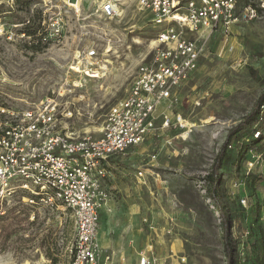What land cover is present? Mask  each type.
Masks as SVG:
<instances>
[{"label": "rangeland", "instance_id": "obj_1", "mask_svg": "<svg viewBox=\"0 0 264 264\" xmlns=\"http://www.w3.org/2000/svg\"><path fill=\"white\" fill-rule=\"evenodd\" d=\"M15 1L0 0V107L21 113L54 99L63 131L99 137L109 109L127 96L138 65L150 59L160 28L139 10L138 0H118L121 15L114 19L100 16L101 0H29L28 10L22 5L27 0L19 6ZM236 1L239 11L250 4ZM38 14L46 32L41 44L22 34L26 20L33 23ZM186 36L197 41L199 64L177 89V102L159 109L170 114L168 127L161 128L158 118L152 136L129 150L104 181L110 212L100 214L97 242L114 261L123 254L127 264H137L146 254L160 264H225L222 223L201 191L228 132L264 93V16L228 33ZM93 47L107 55L106 75L86 79L72 73L77 55ZM175 114L186 120L187 130L174 126ZM247 138L240 134L237 150L262 155L252 170L248 150L221 170L220 203L237 264H253L256 236L264 231V147ZM139 171L143 178L137 179ZM19 194L0 216V231H17L9 240L0 237V264H69L71 213L16 205Z\"/></svg>", "mask_w": 264, "mask_h": 264}, {"label": "built area", "instance_id": "obj_2", "mask_svg": "<svg viewBox=\"0 0 264 264\" xmlns=\"http://www.w3.org/2000/svg\"><path fill=\"white\" fill-rule=\"evenodd\" d=\"M137 5L160 28L154 51L138 65L127 96L109 109L99 137H75L63 131L54 99L21 113L0 107V216L16 193H20L16 205L69 211L75 231L69 264H112L97 242L100 214L109 209L110 194L104 185L109 163L154 133L158 118L161 128L168 127L170 115L165 111L177 102V89L199 64L200 48L186 33H228L234 25L264 16V0H250L240 11L236 0H138ZM99 12L104 19L120 17L118 0H101ZM108 64L107 55L93 47L80 52L69 69L77 76L97 79L106 75ZM163 104L166 110L159 112ZM173 120L176 128L187 130L181 115L175 114ZM252 129L258 139L264 129V103ZM248 154L249 172L262 155L252 149ZM137 178H143L141 171ZM203 182L202 197L214 209ZM240 202L245 204L243 199ZM137 264L160 263L153 255L141 254Z\"/></svg>", "mask_w": 264, "mask_h": 264}, {"label": "trees", "instance_id": "obj_3", "mask_svg": "<svg viewBox=\"0 0 264 264\" xmlns=\"http://www.w3.org/2000/svg\"><path fill=\"white\" fill-rule=\"evenodd\" d=\"M31 1L27 0L24 5L26 10L29 9ZM15 4L17 6L20 5V1L16 0ZM44 19L42 20V16L38 14L31 23L30 20H26L27 25L23 29L22 34L36 38V44H41L42 39L46 35V32L42 28L41 24L43 23ZM264 103V93L259 97L256 106L244 117L241 118L240 122L228 132L223 144L221 145L219 151L215 155L211 168L209 172L204 177V181L206 182V191L207 195L210 198L214 209L219 214L223 234H222V241H223V254L225 257V264H237L236 259L233 256V248L229 242L230 238V225L228 220L226 219V213L224 206L220 203V185H221V170L223 167L228 165L229 163H234L236 158H241L242 154L248 150L247 147L244 148V151L241 149L237 150V145L239 144L240 134L246 132L248 136V141L252 145L255 146L261 145L264 146V129H262L261 136L258 139L253 138L254 130L252 126L255 124L258 108L261 104ZM24 207V206H23ZM17 207H13L10 211L14 213ZM1 218V217H0ZM33 223V222H32ZM30 223V224H32ZM17 231L14 229H3L0 231V237L4 236L5 240H9L12 236H16ZM256 257L254 259L253 264H264V231L260 230L256 236Z\"/></svg>", "mask_w": 264, "mask_h": 264}, {"label": "crops", "instance_id": "obj_4", "mask_svg": "<svg viewBox=\"0 0 264 264\" xmlns=\"http://www.w3.org/2000/svg\"><path fill=\"white\" fill-rule=\"evenodd\" d=\"M170 115V114H169ZM153 134V133H152ZM152 134H150L146 139H148L150 136H152ZM139 146V145H138ZM258 146H261V145H258ZM137 147V146H136ZM257 147V146H256ZM264 147V146H263ZM135 147H132V148H130L129 150H131V149H134ZM128 150V151H129ZM127 151V152H128ZM127 152L124 154V155H122V156H119V157H117V158H115V159H112L111 161H110V163H109V167H108V171L110 170V169H113V167L114 166H118L121 162H122V160L124 159V156L127 154ZM107 178H109V175L107 176ZM138 179V178H137ZM106 189H107V187H106ZM109 210V211H108ZM108 210H105L104 212H107V213H109L110 212V207H109V209ZM101 218V217H100ZM99 223H100V219H99ZM152 224V223H151ZM98 228H99V225H98ZM150 230H152V229H150ZM149 230V231H150ZM149 241V240H148ZM163 243H165V242H161L160 244H162L163 245ZM102 247V249H103V251H104V253L106 254V255H110L111 256V260H112V264H127V261L125 260L126 258L124 257V255L123 254H118L117 256H116V260L114 261V254H108V253H106V248L105 247H103V246H101ZM114 258V259H113Z\"/></svg>", "mask_w": 264, "mask_h": 264}, {"label": "bare ground", "instance_id": "obj_5", "mask_svg": "<svg viewBox=\"0 0 264 264\" xmlns=\"http://www.w3.org/2000/svg\"><path fill=\"white\" fill-rule=\"evenodd\" d=\"M75 7V6H74Z\"/></svg>", "mask_w": 264, "mask_h": 264}]
</instances>
